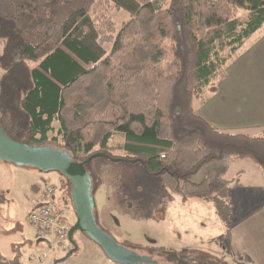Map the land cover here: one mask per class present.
<instances>
[{
	"label": "trees",
	"instance_id": "16d2710c",
	"mask_svg": "<svg viewBox=\"0 0 264 264\" xmlns=\"http://www.w3.org/2000/svg\"><path fill=\"white\" fill-rule=\"evenodd\" d=\"M105 1L130 19H94L97 0H0L3 127L78 161L103 152L139 162L184 203L208 205L230 222L229 165L250 158L264 168V136L220 130L194 104L264 27V0ZM170 49L179 68L167 74ZM115 133L124 156L111 152ZM90 174L94 195L100 182ZM149 251L175 264H229L199 249Z\"/></svg>",
	"mask_w": 264,
	"mask_h": 264
},
{
	"label": "rangeland",
	"instance_id": "374dc122",
	"mask_svg": "<svg viewBox=\"0 0 264 264\" xmlns=\"http://www.w3.org/2000/svg\"><path fill=\"white\" fill-rule=\"evenodd\" d=\"M109 5L112 6V3L108 4L105 0H97L94 19L109 15L118 26L130 19L131 16L128 12ZM260 34H264V27L252 36ZM248 40L233 56L234 58L228 62L225 68L226 77L229 75L228 69L232 67L245 49ZM2 51L3 42L0 39V54ZM167 59L166 73L177 71L179 63L174 60L171 49ZM220 80L222 79L215 80L211 85L217 84ZM211 85L205 88V97L206 93L210 92ZM199 101V99L195 100V108ZM236 132L258 135V129ZM122 144V136L115 133L111 140L112 154L124 156L126 153L121 148ZM236 159L243 163L250 161L258 166L250 158ZM89 170L98 177L100 182L94 193L95 210L100 227L107 230L119 243L128 246V248L134 246L137 248L135 250L141 254L153 253L155 258L164 261L165 264H175V259L170 255L149 251L152 247H161L176 252L183 251L181 249L182 241L179 240L176 232L174 234L172 228L168 227L169 224L163 222L161 209H163L165 199L164 191L168 189L164 178L161 175L147 174L139 162L111 161L105 156L93 158ZM67 181L68 179L57 171L42 172L34 167L0 161V264H16V261H13L16 257L19 259V264H33L30 260H23H26L33 252L36 254L39 250H37V245L40 242L44 249H48L49 245L46 240L39 242V239H36V229L29 217L32 212V200L37 198L49 185L54 186L55 190L48 201L56 211H64L65 223L69 230L71 229L76 222V214L71 188ZM241 181L242 176L236 183L241 185ZM73 237L78 244V250L69 258L65 259V253L56 247L52 259L44 257L42 251L41 254L39 252L37 254L39 260L43 258L42 263L51 262L50 264H120L108 257L102 247L83 232L77 230ZM14 243L17 246L13 245ZM22 249H25V253L20 255ZM49 249L48 253H50ZM258 264L263 263L258 262Z\"/></svg>",
	"mask_w": 264,
	"mask_h": 264
},
{
	"label": "crops",
	"instance_id": "0c3cea01",
	"mask_svg": "<svg viewBox=\"0 0 264 264\" xmlns=\"http://www.w3.org/2000/svg\"><path fill=\"white\" fill-rule=\"evenodd\" d=\"M228 72L226 78L211 85L205 101L197 103L196 112L220 130L247 132L258 129L257 136H264V34L248 40ZM241 176V185H238L236 182ZM226 178L232 201L230 222H224L208 205L184 203L169 189L164 191L163 222L169 224L174 234L176 232L182 241V250H204L229 264H264V168L236 159L228 168ZM42 192L32 202L48 201ZM47 242L49 249L50 242ZM37 246L36 254L33 252L22 260L50 264L42 263L43 258L39 260L37 256L42 251L44 255L48 249H44L41 242ZM23 253L25 249L20 250V255ZM53 255L54 251L50 259Z\"/></svg>",
	"mask_w": 264,
	"mask_h": 264
},
{
	"label": "water",
	"instance_id": "95a60500",
	"mask_svg": "<svg viewBox=\"0 0 264 264\" xmlns=\"http://www.w3.org/2000/svg\"><path fill=\"white\" fill-rule=\"evenodd\" d=\"M103 152H97L83 161L75 160L64 148L56 145H34L28 141L18 140L7 133L0 121V161L10 162L19 166L34 167L42 172L57 171L71 182V193L76 213L79 210L76 195L83 191L85 201L82 211L90 214L92 230L81 225V219L69 230V241L73 247L64 256L69 258L78 250V244L74 239L77 230H84L87 236L97 242L104 253L120 264H165L164 261L154 257V254H141L119 243L109 232L100 227L96 219V201L93 195L92 178L87 164L96 157L103 156ZM113 161H125L122 158L108 156ZM81 180V183L78 182ZM81 184V187H79Z\"/></svg>",
	"mask_w": 264,
	"mask_h": 264
},
{
	"label": "built area",
	"instance_id": "2783aa9c",
	"mask_svg": "<svg viewBox=\"0 0 264 264\" xmlns=\"http://www.w3.org/2000/svg\"><path fill=\"white\" fill-rule=\"evenodd\" d=\"M54 190V186L49 185L42 193L50 198ZM63 213L64 211H56L49 201L32 202V212L29 219L35 226L36 236L42 241L50 242V253H44L46 258H51L56 247L64 252L72 247L69 241V228L65 223Z\"/></svg>",
	"mask_w": 264,
	"mask_h": 264
},
{
	"label": "flooded vegetation",
	"instance_id": "af4514ba",
	"mask_svg": "<svg viewBox=\"0 0 264 264\" xmlns=\"http://www.w3.org/2000/svg\"><path fill=\"white\" fill-rule=\"evenodd\" d=\"M78 182L81 183V180H78ZM71 187H72V185H71ZM79 187H81V184H79ZM71 196H72V193H71ZM83 196H84L83 191L78 192L77 195H76L77 203L79 204L78 212L76 213V211H75L76 222L80 218L81 219V225L84 227V229L88 228V229L92 230V228H95V227L92 226V220L90 218L91 217L90 214L85 213V212L82 211V208L84 207V203H85V201L83 199ZM79 231L83 232L87 236L86 231H84V230L83 231L79 230Z\"/></svg>",
	"mask_w": 264,
	"mask_h": 264
}]
</instances>
